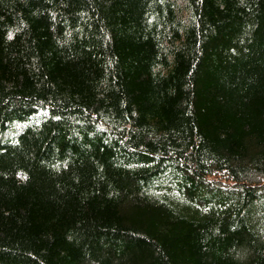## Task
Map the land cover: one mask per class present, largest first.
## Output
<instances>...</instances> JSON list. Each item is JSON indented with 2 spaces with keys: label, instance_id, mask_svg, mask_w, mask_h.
I'll list each match as a JSON object with an SVG mask.
<instances>
[{
  "label": "trees",
  "instance_id": "obj_1",
  "mask_svg": "<svg viewBox=\"0 0 264 264\" xmlns=\"http://www.w3.org/2000/svg\"><path fill=\"white\" fill-rule=\"evenodd\" d=\"M0 264H264V0H0Z\"/></svg>",
  "mask_w": 264,
  "mask_h": 264
},
{
  "label": "rangeland",
  "instance_id": "obj_2",
  "mask_svg": "<svg viewBox=\"0 0 264 264\" xmlns=\"http://www.w3.org/2000/svg\"><path fill=\"white\" fill-rule=\"evenodd\" d=\"M9 133V131L8 132H5V134H8Z\"/></svg>",
  "mask_w": 264,
  "mask_h": 264
}]
</instances>
